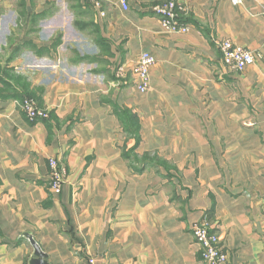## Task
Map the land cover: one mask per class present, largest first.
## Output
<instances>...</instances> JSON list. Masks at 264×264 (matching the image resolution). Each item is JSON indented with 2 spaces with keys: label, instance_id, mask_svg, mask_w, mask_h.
<instances>
[{
  "label": "crops",
  "instance_id": "1",
  "mask_svg": "<svg viewBox=\"0 0 264 264\" xmlns=\"http://www.w3.org/2000/svg\"><path fill=\"white\" fill-rule=\"evenodd\" d=\"M99 1L79 5L94 13L78 24L92 53L73 48L58 69L60 48L38 40L37 67L20 71L48 118L6 92L2 70L23 58L1 55L0 264H30V238L48 264H206L192 232L204 217L226 264H264V0H176L187 33L163 29L154 8L168 0ZM224 39L256 62L227 70ZM143 52L156 58L144 93ZM51 157L67 169L59 193Z\"/></svg>",
  "mask_w": 264,
  "mask_h": 264
},
{
  "label": "rangeland",
  "instance_id": "2",
  "mask_svg": "<svg viewBox=\"0 0 264 264\" xmlns=\"http://www.w3.org/2000/svg\"><path fill=\"white\" fill-rule=\"evenodd\" d=\"M80 3H82L81 0H0V60L2 56H11L12 54L14 58L17 56L23 58L22 64H18L17 67H10L11 70L9 71L15 76L23 77L30 89H33L30 80L32 77L30 78L28 75L25 77L20 71L32 72L33 68L37 67L38 63L34 62L32 56H34V47H38L36 45L38 40L40 43H44L43 41L46 40H54L55 45L52 47L57 50L60 48L58 58L53 60L58 69L65 66L70 67L71 59L75 57L71 49L75 48L76 51V48H79V51L85 54L95 50V46L89 41L95 40L91 29L88 28L86 31L79 29L82 22L95 19L94 13L90 11L89 6H85V9L81 10ZM24 40H29L31 43L20 44ZM83 40L86 44H83ZM76 53L79 54L77 51ZM50 64L46 60L44 64L41 63V67H49ZM43 71L47 73L50 70L45 69ZM53 72L55 74L48 75V79H56V69L51 71V73ZM11 84L14 85V81H11ZM36 104L39 109L48 111L47 117L37 119L48 118L49 110L41 107L38 102Z\"/></svg>",
  "mask_w": 264,
  "mask_h": 264
},
{
  "label": "built area",
  "instance_id": "3",
  "mask_svg": "<svg viewBox=\"0 0 264 264\" xmlns=\"http://www.w3.org/2000/svg\"><path fill=\"white\" fill-rule=\"evenodd\" d=\"M95 6L99 7V0H91ZM233 5H240L245 0H230ZM124 10L128 9L127 0H121ZM156 14L160 17V22L166 32L187 33L190 30L189 24L182 20V5L176 0H168L154 8ZM103 15V13L101 14ZM222 61L227 70L234 72H243L247 67L256 62L257 54L252 50L240 46L230 39H224L219 43ZM156 58L149 52H143L135 63L133 70L137 77V88L144 93L150 88V69L155 64ZM22 108L28 117L32 120L45 118L48 116L46 109H39L36 102L32 99H26ZM50 166V187L59 193L66 182L67 170L61 162L54 157L49 158ZM193 237L201 246L202 259L206 264H226L228 255L224 250L220 236L212 230L210 220L204 217L193 226ZM88 264H99L94 257L88 258Z\"/></svg>",
  "mask_w": 264,
  "mask_h": 264
},
{
  "label": "trees",
  "instance_id": "4",
  "mask_svg": "<svg viewBox=\"0 0 264 264\" xmlns=\"http://www.w3.org/2000/svg\"><path fill=\"white\" fill-rule=\"evenodd\" d=\"M26 43L30 44L31 42L28 40ZM27 47H30V46L27 45ZM0 68H1V66H0ZM9 70H11L10 67H6L2 70L5 74L4 76L8 79L7 81L4 79H3V81L1 80L2 85L5 86L6 92L13 99L18 100L21 103H23L26 98L33 99L36 102L37 101L40 102L41 101V100L39 101L40 96L37 95L35 90L29 88V84L24 82V78L20 77V76H15L14 74L10 73ZM11 81H14L15 84L12 85Z\"/></svg>",
  "mask_w": 264,
  "mask_h": 264
},
{
  "label": "water",
  "instance_id": "5",
  "mask_svg": "<svg viewBox=\"0 0 264 264\" xmlns=\"http://www.w3.org/2000/svg\"><path fill=\"white\" fill-rule=\"evenodd\" d=\"M30 240L34 246V253L30 264H48L47 254L42 251L41 247L35 242L34 239L30 238Z\"/></svg>",
  "mask_w": 264,
  "mask_h": 264
}]
</instances>
